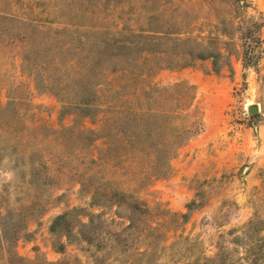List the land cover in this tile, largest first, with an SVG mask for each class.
I'll use <instances>...</instances> for the list:
<instances>
[{"label": "rangeland", "instance_id": "obj_1", "mask_svg": "<svg viewBox=\"0 0 264 264\" xmlns=\"http://www.w3.org/2000/svg\"><path fill=\"white\" fill-rule=\"evenodd\" d=\"M152 83L199 113L155 175L78 105ZM0 264H264V0H0Z\"/></svg>", "mask_w": 264, "mask_h": 264}, {"label": "trees", "instance_id": "obj_2", "mask_svg": "<svg viewBox=\"0 0 264 264\" xmlns=\"http://www.w3.org/2000/svg\"><path fill=\"white\" fill-rule=\"evenodd\" d=\"M122 49L130 50L131 47L124 45ZM143 53L152 58L157 55L147 51ZM146 58L142 57V60ZM195 58L203 59L204 56L198 55ZM147 70L150 71L151 68L148 67ZM144 74L143 76L147 77V73ZM130 88L131 86L127 85L122 89L127 92V97L131 96L134 99L133 102L127 99L119 105L109 103L105 109L98 104L96 94L92 99L83 95L84 97L82 96L78 103L83 112L82 118L98 122L108 113L110 115L109 131L103 139L108 140V137L117 136L122 141L118 149L121 150L120 154L123 159H130L132 155L138 153L150 160L152 174L165 172L168 168V161L174 157L176 150L189 139L199 118L194 105V89L186 84L161 88L152 83L143 87L137 85L133 89L136 95H133L128 93ZM113 93L118 95V91H113ZM118 123H120V129L116 127ZM129 197L119 192L95 191L91 203H95L99 198H105V200L114 198V201L117 200L115 202L120 204ZM89 222H92L91 219Z\"/></svg>", "mask_w": 264, "mask_h": 264}, {"label": "water", "instance_id": "obj_3", "mask_svg": "<svg viewBox=\"0 0 264 264\" xmlns=\"http://www.w3.org/2000/svg\"><path fill=\"white\" fill-rule=\"evenodd\" d=\"M257 112H258V109H257L256 106H251V107L248 108V113L250 115H255V114H257Z\"/></svg>", "mask_w": 264, "mask_h": 264}]
</instances>
